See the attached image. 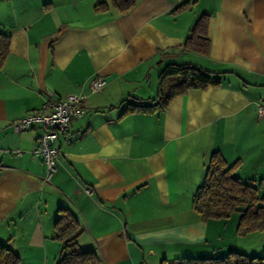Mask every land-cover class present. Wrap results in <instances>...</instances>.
<instances>
[{"label": "crops", "instance_id": "1", "mask_svg": "<svg viewBox=\"0 0 264 264\" xmlns=\"http://www.w3.org/2000/svg\"><path fill=\"white\" fill-rule=\"evenodd\" d=\"M204 13L206 55L182 47ZM0 34L9 37L0 64V243L22 264H57L59 208L74 214L80 246L103 264L264 252V231L237 234L239 214L204 220L192 208L213 152L264 191V0H138L125 12L109 0H0ZM169 62L221 83L124 113L158 103ZM97 77L106 84L92 91ZM73 93L85 95L83 113L55 141L45 181L33 153L41 128L15 132L11 122Z\"/></svg>", "mask_w": 264, "mask_h": 264}, {"label": "trees", "instance_id": "2", "mask_svg": "<svg viewBox=\"0 0 264 264\" xmlns=\"http://www.w3.org/2000/svg\"><path fill=\"white\" fill-rule=\"evenodd\" d=\"M138 0H109V3L120 12H125L135 6ZM187 2L176 9L186 6ZM209 14H201L194 22L182 47L202 55L209 52L208 37ZM9 47V37L0 34V64L4 61ZM160 84L155 105L129 104L125 110H152L159 105L165 108L172 98L188 90L205 89L218 86L221 77L202 70L191 64L169 62L159 74ZM237 163L228 164L219 152L210 156L205 171L203 183L197 188L192 208L201 218L226 219L233 213L240 215L237 234L245 235L253 231H264V191L258 185L245 182L234 176ZM56 237L62 242V251L57 264H103L100 256L93 249H84L79 244L82 228L67 208L58 209L55 222ZM0 264H22L6 244L0 243ZM161 264H264V252L260 255H248L240 251H229L223 256L184 257L174 261H164Z\"/></svg>", "mask_w": 264, "mask_h": 264}, {"label": "built area", "instance_id": "3", "mask_svg": "<svg viewBox=\"0 0 264 264\" xmlns=\"http://www.w3.org/2000/svg\"><path fill=\"white\" fill-rule=\"evenodd\" d=\"M106 84L103 77L94 78L90 82L92 91L102 89ZM85 98L83 94H69L63 98L50 101L46 107L41 110L28 112L26 115L11 122L12 129L15 132L39 126L41 134L38 137L37 144L33 149L34 154L41 155L46 172L44 180L48 181L53 176L56 169V160L59 155V149L55 141L59 135H68L69 125L72 119L80 117L83 113L82 102ZM261 112L264 106H258ZM69 141V138H67ZM17 155L21 153L20 149L9 150ZM87 192L91 190L86 188Z\"/></svg>", "mask_w": 264, "mask_h": 264}]
</instances>
